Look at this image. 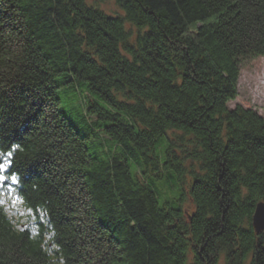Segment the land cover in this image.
Wrapping results in <instances>:
<instances>
[{"label":"trees","instance_id":"obj_1","mask_svg":"<svg viewBox=\"0 0 264 264\" xmlns=\"http://www.w3.org/2000/svg\"><path fill=\"white\" fill-rule=\"evenodd\" d=\"M115 2L0 0V264H264V116L228 107L264 0Z\"/></svg>","mask_w":264,"mask_h":264},{"label":"rangeland","instance_id":"obj_2","mask_svg":"<svg viewBox=\"0 0 264 264\" xmlns=\"http://www.w3.org/2000/svg\"><path fill=\"white\" fill-rule=\"evenodd\" d=\"M88 4L94 5L102 9L105 13L115 16L123 15L122 9L116 4L115 0H85ZM130 26L126 23V27ZM60 108L67 115L70 120H75L74 115H80L84 110L85 95L79 88L73 90L63 89L59 90ZM236 105H242L245 108H252L261 116H264V57H253L244 59L240 63V74L238 79V94L234 100L228 102L229 108H234ZM170 136H173L171 131ZM190 161L186 162L189 167ZM190 176L187 175L182 184L183 188H188ZM161 190L167 195L170 192L166 188ZM161 201V199H160ZM185 210H193L192 200L186 198L183 202ZM218 264H227L225 253L219 255ZM244 264H250L248 258Z\"/></svg>","mask_w":264,"mask_h":264},{"label":"water","instance_id":"obj_3","mask_svg":"<svg viewBox=\"0 0 264 264\" xmlns=\"http://www.w3.org/2000/svg\"><path fill=\"white\" fill-rule=\"evenodd\" d=\"M252 223L256 233L264 230V203L259 202L256 204L252 216Z\"/></svg>","mask_w":264,"mask_h":264},{"label":"snow or ice","instance_id":"obj_4","mask_svg":"<svg viewBox=\"0 0 264 264\" xmlns=\"http://www.w3.org/2000/svg\"><path fill=\"white\" fill-rule=\"evenodd\" d=\"M12 153L11 152H8L6 154L7 157H11ZM11 162L10 161H7L5 163H0V183L4 182L5 180L7 179H11L13 182L16 181V177L15 176H11V177H8L6 175H4L5 171L8 169L9 167V164Z\"/></svg>","mask_w":264,"mask_h":264}]
</instances>
